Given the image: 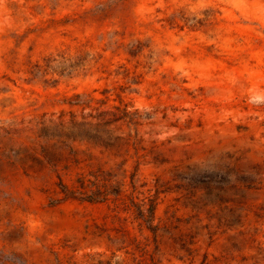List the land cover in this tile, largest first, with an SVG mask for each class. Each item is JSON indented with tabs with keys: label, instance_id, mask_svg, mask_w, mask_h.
<instances>
[{
	"label": "rangeland",
	"instance_id": "rangeland-1",
	"mask_svg": "<svg viewBox=\"0 0 264 264\" xmlns=\"http://www.w3.org/2000/svg\"><path fill=\"white\" fill-rule=\"evenodd\" d=\"M0 264H264V0H0Z\"/></svg>",
	"mask_w": 264,
	"mask_h": 264
},
{
	"label": "trees",
	"instance_id": "trees-1",
	"mask_svg": "<svg viewBox=\"0 0 264 264\" xmlns=\"http://www.w3.org/2000/svg\"><path fill=\"white\" fill-rule=\"evenodd\" d=\"M124 116L126 117V115ZM122 120V117H116V115L112 112H105L104 114H101L96 118L91 117V120L84 119L82 121H79L78 119H76V117L72 116L70 121H68L67 123L61 122L59 125L68 128L67 136L73 141H77L79 139L89 145L96 144L104 148H110L112 147L110 143V127L121 122ZM88 181L93 185H96L95 182L90 180ZM78 182L80 183L79 188L85 189V180L79 179ZM76 192L79 191H69L67 194L73 196ZM85 198V200L88 201L94 200V197L92 196H87ZM148 205V208H145L146 204H142L140 206L138 218L142 219L149 230L155 232L153 223L156 217V205L154 201H151Z\"/></svg>",
	"mask_w": 264,
	"mask_h": 264
}]
</instances>
